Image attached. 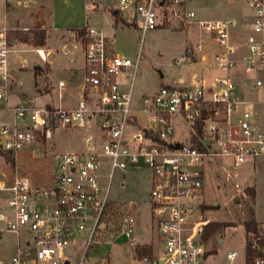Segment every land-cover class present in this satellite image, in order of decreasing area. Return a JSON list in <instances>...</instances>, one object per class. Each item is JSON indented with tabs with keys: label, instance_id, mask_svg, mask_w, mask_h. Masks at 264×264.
Segmentation results:
<instances>
[{
	"label": "built area",
	"instance_id": "built-area-1",
	"mask_svg": "<svg viewBox=\"0 0 264 264\" xmlns=\"http://www.w3.org/2000/svg\"><path fill=\"white\" fill-rule=\"evenodd\" d=\"M246 2L252 10L248 17L202 18L191 0H119L116 11L141 32V43L151 30L194 26L213 41L189 42L172 63H200L199 68L144 95L138 107L133 85L140 52L135 61L121 55L114 38L87 22L80 29L85 68L77 104L38 106L29 98L8 105L16 49L11 28L0 23V102L13 115L11 122L0 121V150L15 157L31 144L52 139L57 129L92 130L82 150L55 154L51 187L35 186L16 173L10 185L0 180V240L8 235L15 239L0 264H90V254L108 237L128 243L129 264H204L209 253L205 166L222 156L232 157L235 166L264 159V123L257 108L261 100L255 94L264 92V0ZM244 30L247 38L234 42L233 35ZM34 49L48 62L47 49ZM212 61L220 72L213 71ZM57 85L62 90L66 82ZM139 112L147 114L145 124H140ZM103 161L110 168L105 174ZM140 161L150 171L151 225L157 232V240L149 242L135 238L137 219L131 207L115 204L110 196L115 170ZM247 244L263 253L246 257L245 263L264 264V246L253 236ZM143 246L150 251L140 252ZM237 255L229 251L227 258ZM99 259L95 264H111L108 252Z\"/></svg>",
	"mask_w": 264,
	"mask_h": 264
},
{
	"label": "rangeland",
	"instance_id": "rangeland-1",
	"mask_svg": "<svg viewBox=\"0 0 264 264\" xmlns=\"http://www.w3.org/2000/svg\"><path fill=\"white\" fill-rule=\"evenodd\" d=\"M22 1L10 0L15 6L21 4ZM49 2L50 4L48 3L35 18L37 23L44 20L47 26L51 27L47 30V41L43 46L45 49L47 46L54 48L55 52L50 59H55L58 67L64 66L65 63L60 35L68 33L70 26L74 30L81 29L86 22L95 27L98 32L114 38V49L121 55L135 61L140 52L139 67L133 85L135 107H138L143 94H152L162 86L175 84L178 76L184 75L186 70L199 68L200 63L193 67L186 64L176 66L172 63L176 56L184 53L185 46L189 42L196 43L203 39L205 43L212 42L213 44L208 35L195 26L188 30L181 29L183 31L172 28L151 30L147 32L145 40L141 43V32L134 25L126 24L124 19L116 23L113 10L117 7L119 0H49ZM96 3L99 5L98 8L94 7ZM7 4V0H0V23L4 22L5 14H9L12 10L9 9L6 12ZM191 5L202 18L248 17L252 12L246 0H191ZM11 12L14 14L13 17L11 15L12 20L17 17L18 21L20 17L17 12L14 10ZM26 20L20 19L18 21L20 26L32 24L28 23L29 19ZM39 29L33 27L19 30L11 36L14 43L15 40H22L25 44L19 45V51L15 54L17 60L13 63L15 80L8 96V105H14L22 98H33L34 104L38 106L58 101V92L55 87L50 92H41V89L39 91L37 88L43 86L48 78L53 85H56L59 78L66 77L65 73L58 69H54L48 77L42 75L41 71H45L47 63L38 56L34 49L38 45L33 44L31 40L33 32ZM248 34L247 30L237 32L233 35V41H243ZM25 36L28 40H23ZM243 49L246 52V48L243 47ZM19 60H26L27 65L19 66ZM35 66L42 69L35 73ZM212 69L214 72H220L214 61H212ZM121 80L129 82L125 77H121ZM255 94L261 100L257 108L260 112L259 122L263 124L264 92L256 91ZM7 103L4 100L0 102V121L11 122L12 112L3 109ZM138 119L140 124H145L147 114L139 112ZM23 121L28 122L26 118ZM89 133H92V130L85 128L57 129L52 139L39 144L34 143L19 150L15 155L14 164L1 155L8 154V152L0 150V180L10 185L16 173L29 177L35 186L51 187L57 161L55 154L82 150L85 145V136ZM12 157L11 155L10 159L14 161ZM232 161V157L222 156L215 158L204 168V219L208 222L225 221L230 224L211 237L204 236L209 249L204 264H246V244L252 234L247 236L244 221L249 217L251 209L254 211L257 223L262 224L264 232V159H258L255 164L251 160H246L240 166H235ZM141 165L140 161L136 166H130L125 170H115L110 186V196L115 204H125L131 207L137 219L135 238L142 242H149L157 240V232L156 227L153 228L151 225L150 171ZM109 169L108 163L103 161L101 172L108 173ZM103 181L107 183L108 179L104 178ZM246 187L255 188V197L247 193ZM8 238L13 240L14 237L8 235ZM5 241L4 239L0 241L2 246L0 256H8L12 252L10 247L5 246ZM104 241L98 251L93 250L90 254V264L99 262V256L107 252L110 255L111 264L130 263L131 256L127 242L113 243L110 237ZM158 246H160L159 242ZM229 251L237 252L238 255L234 260L227 258ZM72 264H77V262L72 260Z\"/></svg>",
	"mask_w": 264,
	"mask_h": 264
},
{
	"label": "crops",
	"instance_id": "crops-1",
	"mask_svg": "<svg viewBox=\"0 0 264 264\" xmlns=\"http://www.w3.org/2000/svg\"><path fill=\"white\" fill-rule=\"evenodd\" d=\"M12 1H15V0H12ZM7 3L8 4H7V11L6 12H8L9 9H12L11 11H13V10L16 11L17 15L20 17L21 20L29 19L28 23H32L31 25L23 24L22 26H20V24L18 22L20 19H18V21H17V19H16L17 17H15L12 20L11 15L13 17V15H14L13 12L10 11L9 14H5L4 22H6L9 25V27L11 28V30H12L11 36H13V34L15 35V33L19 30H25V29L33 28V27L45 29L47 34H48L47 30H48V28H51V27L47 26V23L44 20H42V22L37 23L36 18H37V15L39 14V12L42 9H45L48 3L50 4L49 0H26V2L23 0L21 2V4L17 5L18 7L11 4L10 0H7ZM94 7L98 8L99 7L98 3H96V5H94ZM17 8H19V9H17ZM113 13L116 17V23H118V21L124 19L120 15V13H118L116 11V8L113 10ZM6 17H7V19H6ZM231 17H236V16H231ZM237 18H242V17H237ZM124 22L126 24H129L128 22L125 21V19H124ZM160 29H165V28H160ZM166 29H168V28H166ZM173 30L183 31L181 29H173ZM60 37L62 40L61 49L63 51V54L65 55L64 66L58 67L57 63H55L56 60L50 59L51 56L54 54L55 50H54V48L47 46L46 48L49 51L50 56H49L48 62H46L47 65H46L45 71H41V73L45 77H48L49 74L54 69L60 70L61 72L65 73L66 77L59 78L58 82L60 80H64L66 82V87H64L62 90H59V87L57 85L58 82L56 85H53L48 78V81H46L43 86H39L37 88H38V90L41 89V92L42 91L43 92H50L55 87L57 89V92H58V101H57V103H51V102H47V103L53 104V105H58L59 103H62L65 107H73L77 104L78 98L80 97L81 92H82L81 82H82V76H83L84 68H85V59H84L85 40H84V37L82 36V33L80 32V29L74 30V29H72V26H70L68 33H63L60 35ZM46 41H47V38H46ZM22 44H25L22 42V40H15L14 45H15L16 50L12 54V58H11L12 64L15 61H17L15 54L17 51H19L18 46L22 45ZM38 46L44 48L43 45H38ZM186 47H187V45L185 46V49H186ZM56 52H58V51H56ZM23 65H27V61L26 60H23V61L19 60V66H23ZM13 67H14V64H13ZM35 69L36 68L34 67V70ZM189 71H191V70L188 69V70H186V73L184 75H179L177 78V81L179 79L184 78L188 74ZM35 73H36V71H35ZM14 80H15V77H14ZM144 95H147V94H143V96ZM142 97L139 101V105L142 101ZM25 99H29V98H25ZM47 103H45V104H47ZM75 129H77V128H75ZM179 136H181V135L178 134L177 138H180ZM84 143H85V139H84ZM36 144H39V143H36ZM13 159H14V163H15L16 157H13ZM253 164H255V163L253 162ZM4 241L6 242L5 246H8V248L10 247L11 250H13V247L10 246V244L13 243L15 241V239L10 240V238L6 237L4 239ZM9 241H11L10 244H8ZM5 246H4V248H5ZM0 248H2L1 245H0ZM3 256H6V255H3Z\"/></svg>",
	"mask_w": 264,
	"mask_h": 264
},
{
	"label": "trees",
	"instance_id": "trees-1",
	"mask_svg": "<svg viewBox=\"0 0 264 264\" xmlns=\"http://www.w3.org/2000/svg\"><path fill=\"white\" fill-rule=\"evenodd\" d=\"M46 38H47L46 30L45 29H39V30L33 32L31 40H32L33 44H35V45H44L46 43ZM23 40H28V37L27 36L23 37ZM40 69H42V68L38 67L35 69V71L38 72ZM1 155L4 156L7 159V161H10L11 163L14 164V161H12L10 159L11 153L1 154ZM246 191L248 194H251L253 197H255V194H256L255 188L246 187ZM229 225L230 224L228 222H225V221H210L205 225L204 236L205 237H211L215 233L223 230L224 228H226ZM244 227H245L247 236L252 234V236L255 237V239L259 242V244L264 246V232L262 229L263 226L261 223H257L255 216H254V211L252 209L249 212V217L246 218L244 221ZM149 251H150V248L148 246H143L140 248V252H142V253H148ZM262 253L263 252L261 250L253 249L250 244H246V257H247V259H250V258H252L256 255H260Z\"/></svg>",
	"mask_w": 264,
	"mask_h": 264
},
{
	"label": "water",
	"instance_id": "water-1",
	"mask_svg": "<svg viewBox=\"0 0 264 264\" xmlns=\"http://www.w3.org/2000/svg\"><path fill=\"white\" fill-rule=\"evenodd\" d=\"M38 66H35V68H37ZM66 264H69L68 262H66Z\"/></svg>",
	"mask_w": 264,
	"mask_h": 264
}]
</instances>
